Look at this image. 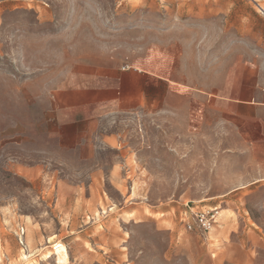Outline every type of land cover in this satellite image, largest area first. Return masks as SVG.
<instances>
[{"label":"rangeland","instance_id":"374dc122","mask_svg":"<svg viewBox=\"0 0 264 264\" xmlns=\"http://www.w3.org/2000/svg\"><path fill=\"white\" fill-rule=\"evenodd\" d=\"M259 17L264 0H0V264H264V191L209 190L229 168L188 159L198 129L178 94L212 81ZM85 59L136 70L117 81L141 112L55 136L12 127L20 83ZM216 205L209 232L186 229L189 207Z\"/></svg>","mask_w":264,"mask_h":264},{"label":"crops","instance_id":"0c3cea01","mask_svg":"<svg viewBox=\"0 0 264 264\" xmlns=\"http://www.w3.org/2000/svg\"><path fill=\"white\" fill-rule=\"evenodd\" d=\"M260 20L262 29L254 31L251 39L231 41L220 70L207 69L212 81L199 82L197 88L184 86L178 93L183 113H188V131L198 129L196 135L188 132L186 143L193 146L188 159L197 153L194 158L207 161L208 169L212 160H221L216 170L229 168L230 182L213 184L211 191H264V18ZM134 72L123 69L111 73L85 59L69 62L58 78H47V72L30 76L17 88L19 92L24 88L23 111L21 121L12 127L20 123L24 133L31 129L40 135L47 134L43 130L49 126L52 131L48 134L55 136L61 129H91L104 115L125 112L127 107L141 112L140 89L124 94L117 81L119 76ZM171 92L179 91L171 87ZM211 175L222 176L224 172ZM260 205L264 206V200ZM210 208L218 209V205ZM195 212L189 207V214Z\"/></svg>","mask_w":264,"mask_h":264},{"label":"built area","instance_id":"2783aa9c","mask_svg":"<svg viewBox=\"0 0 264 264\" xmlns=\"http://www.w3.org/2000/svg\"><path fill=\"white\" fill-rule=\"evenodd\" d=\"M122 68L125 69L124 66ZM218 212L217 208H207L197 211L193 215V222L187 221L185 227L191 230L194 226H197L203 232H209L216 223ZM21 233H23L22 229Z\"/></svg>","mask_w":264,"mask_h":264}]
</instances>
